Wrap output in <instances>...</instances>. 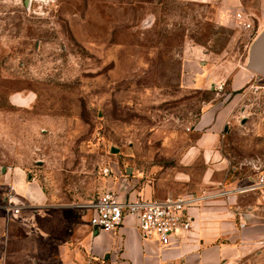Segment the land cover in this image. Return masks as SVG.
Masks as SVG:
<instances>
[{
	"label": "rangeland",
	"instance_id": "obj_1",
	"mask_svg": "<svg viewBox=\"0 0 264 264\" xmlns=\"http://www.w3.org/2000/svg\"><path fill=\"white\" fill-rule=\"evenodd\" d=\"M237 12L264 28V0H0V167L88 223L80 205L105 190L264 178V76L245 67L256 33ZM220 110L210 156L190 151Z\"/></svg>",
	"mask_w": 264,
	"mask_h": 264
},
{
	"label": "crops",
	"instance_id": "obj_2",
	"mask_svg": "<svg viewBox=\"0 0 264 264\" xmlns=\"http://www.w3.org/2000/svg\"><path fill=\"white\" fill-rule=\"evenodd\" d=\"M206 116L198 120L196 126L203 130L190 151L210 156L225 113L214 112L204 124ZM8 185L22 205L17 214L3 207ZM233 189L191 192L208 195L186 209L191 228L176 242L161 246L155 237L140 235L133 217L104 231L92 227L88 215L76 209L47 206L32 181L1 166L0 264H264V187ZM140 195L164 198L155 191Z\"/></svg>",
	"mask_w": 264,
	"mask_h": 264
},
{
	"label": "built area",
	"instance_id": "obj_3",
	"mask_svg": "<svg viewBox=\"0 0 264 264\" xmlns=\"http://www.w3.org/2000/svg\"><path fill=\"white\" fill-rule=\"evenodd\" d=\"M235 19L240 20L242 28L248 32V37L255 35L251 22L241 13H235ZM104 175H109L108 167L102 169ZM264 187V178L250 183L244 190H255ZM227 192H222V194ZM208 195L187 193L165 197L162 199H121L113 191L105 190L96 194L89 202L80 205L88 211L89 224L95 229L111 231L116 229L125 217H133L143 238L155 237L161 246L170 245L191 228V220L186 213L188 207L199 204ZM3 207L12 214H17L22 207L18 203L13 186L8 185L4 192Z\"/></svg>",
	"mask_w": 264,
	"mask_h": 264
},
{
	"label": "water",
	"instance_id": "obj_4",
	"mask_svg": "<svg viewBox=\"0 0 264 264\" xmlns=\"http://www.w3.org/2000/svg\"><path fill=\"white\" fill-rule=\"evenodd\" d=\"M245 67L252 73L264 76V28L253 37L247 51ZM116 152V149H112Z\"/></svg>",
	"mask_w": 264,
	"mask_h": 264
}]
</instances>
